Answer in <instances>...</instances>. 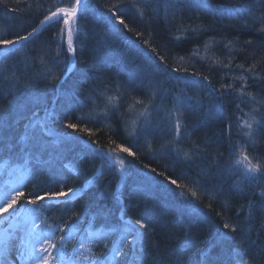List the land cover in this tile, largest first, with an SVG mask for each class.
<instances>
[{
	"label": "trees",
	"instance_id": "obj_1",
	"mask_svg": "<svg viewBox=\"0 0 264 264\" xmlns=\"http://www.w3.org/2000/svg\"><path fill=\"white\" fill-rule=\"evenodd\" d=\"M207 2L216 9L215 14L192 9L177 13L173 19L169 12V24L166 26L163 5L158 9L160 19H154L155 0H87L78 16V25L74 27V67L62 85L57 108L67 106L71 101L77 108L75 115L83 117L84 122L73 117L71 122L78 124L75 134L71 129L62 132L63 123L57 125L55 130L62 135H77L93 147L120 154L125 161L127 175L120 191L127 207L125 218L134 221L144 218L155 228L154 233L143 239L145 251L141 264H174L177 256L185 264H200L199 255L203 259L212 248L217 230L228 233L235 243H225L222 250L214 249L213 257L222 251L223 255L219 258L226 260L229 251L239 247L244 253L245 264H264V233L260 234V226L264 222V197L258 195L264 190V177L249 179L238 171L230 170V145L239 143L243 147L244 140L235 127L230 142L222 135L228 123L227 117L236 112L238 102H232V95L223 99L219 96L224 86L231 84L235 91L246 83V92L255 96L257 101H264V47L261 46L264 45V32L258 31L264 26V4H249L250 11L238 16L235 11L241 8L243 0ZM74 3L75 0H0V39L27 35L57 7ZM109 9L124 19L128 27L116 25L115 17L109 23ZM226 10H232V14L229 15ZM63 27L62 21L59 26L53 23L30 42L24 43V47L20 45L0 57V68L7 69L4 75L11 76L19 69L16 73L19 80L12 77L5 82L8 91L0 95V110H3L0 112V135L13 143L23 135L27 117L33 111L38 115L43 113L41 109L45 101L42 94L49 86L51 77L41 74V60L47 61L61 52L57 43H48L53 31L56 41H64L63 52L59 56L61 61L64 60L67 51L65 32H61ZM193 28H202L206 32L197 36L191 30ZM138 32L141 34L139 37L136 35ZM177 36L187 38L178 42L175 39ZM145 40L149 41L147 45L144 44ZM152 48L157 49L156 53H152L156 61L144 55L145 49L151 52ZM192 48H197V53L189 57ZM161 60L167 65L166 68L156 67ZM26 64L31 67L25 69ZM67 67H70L69 61ZM142 67L147 70L152 84L163 82L164 89L170 90L171 94L164 101L157 95L152 116L153 126L157 130L151 134L144 133L137 139L133 120L149 104L152 93L133 92L126 81L132 75H145ZM173 68L176 72L171 71ZM52 71L58 72L59 68H52ZM85 74L93 78L98 76L99 80L95 84L85 82ZM241 76L244 79L238 78ZM203 77H208V80L204 81ZM29 81H34V84L26 89L24 85ZM13 84L19 87V92L12 90ZM212 89L218 91L213 92ZM180 94L196 98L199 103H192L178 114L184 135L177 137L174 131L167 134L161 129L167 115L164 105L169 100L167 107L172 108L173 99ZM34 97H41V103H35ZM138 99L142 101L139 104L136 103ZM109 101L118 105L115 112L110 113V118L103 115ZM46 103L52 106L51 93L47 94ZM220 104L224 106L223 112L220 111ZM261 106L264 105H239L244 113H251L252 109ZM261 114L264 113H256L257 116ZM122 148H128L134 156L121 152ZM56 151L62 154V163L73 165L76 174L66 173L62 169V175L54 177L47 167L39 168L42 179L51 177L53 190H38L40 186L36 185V181L34 186L37 190L27 185L21 201L30 198V194H51L61 188L67 191L68 187L81 188L98 165L102 172L75 201L50 206L53 212H48L47 216L54 224L63 227L66 223L71 224L74 214L82 217L90 215L97 195L104 189L113 192L118 179L106 161L76 138L62 139ZM186 153L190 160L184 159ZM251 155L264 165V132L258 134L256 150L251 151ZM53 168L58 170L61 164L54 163ZM161 172L172 179L179 178L177 182L183 187L169 185L164 176L158 175ZM64 177H67L66 183L58 182ZM193 180L199 181L203 188L191 183ZM59 184L61 186H57ZM133 191L135 194L129 198V193ZM192 191H197L196 198L191 197ZM213 191L223 194L212 198ZM180 192L186 193L192 201L191 206L181 202ZM100 204L110 207L112 223H119L115 217L120 205L107 196ZM180 215L185 222L192 221L191 239L201 242L197 248L181 251L179 244L185 238L184 229L161 226L162 220L171 222ZM224 223L235 225L237 232L223 229ZM102 226L107 232L106 221L98 216L93 229L101 231ZM170 230L176 234L172 239L168 238ZM60 233L63 232L58 235ZM107 236L117 240L118 234Z\"/></svg>",
	"mask_w": 264,
	"mask_h": 264
},
{
	"label": "snow or ice",
	"instance_id": "obj_2",
	"mask_svg": "<svg viewBox=\"0 0 264 264\" xmlns=\"http://www.w3.org/2000/svg\"><path fill=\"white\" fill-rule=\"evenodd\" d=\"M82 0H75L74 4H70L67 7H57L55 11H52L50 15L44 16L40 20V25L44 26L45 24L55 21L57 26L60 25V22L63 23V28L61 32L67 33V53L64 55V60L59 59L60 54L63 52L64 41L63 39L56 41L55 40V31L52 33V39L48 43H57L61 52L57 53L55 56H52L47 61L41 60L42 71L41 74L48 77L50 76L49 86L44 89L42 94L44 103L42 107L43 116H38L36 111H33L30 116L27 117V123L25 124V130L22 136L19 137L15 143L12 140H9L7 137L0 135V159L7 157L8 159H19L23 163L12 169V172L16 173L21 179H23L30 171H34L37 168L47 167L50 172L55 176L62 175L63 168H70L68 164L62 163V154L56 151L57 146L62 142V137L58 135L56 126L63 123V128L61 131L71 129L72 133L75 134L78 130V124L72 123L71 120L75 117L79 122H84V118L76 116L77 108L73 106L71 101L68 102L67 106H61L60 109L57 108V101L60 99L62 93L61 88L64 81L67 79V76L70 74L71 69L67 67V63L70 57L75 56V47H74V31L73 25H78V13L80 10ZM264 4V0H243L241 8L235 11V14L238 16H243L245 12L250 11L249 4ZM163 5L165 8V17L164 23L167 26L169 21L167 19L168 13L170 12L175 19L177 13H184L187 10H203L209 11L215 14L216 9H213L207 2V0H155V11L153 13L154 19L159 20L158 9ZM117 11H119V6H117ZM229 15L232 14V10H226ZM111 16L107 17L108 22L112 23V17H115L116 25H123L124 28H127L128 25L125 23V20L122 19L116 12L109 9ZM223 15V13H221ZM183 17H181L182 19ZM198 18V17H196ZM245 28L248 27L247 24L244 25ZM196 35H201L206 32L202 28H193L191 29ZM121 31V30H118ZM259 32H264V26H262ZM38 32L37 28H33L27 35H17L13 39H0V47L5 49L12 46L13 49L16 44H20L21 47H24L23 42H30L34 35ZM137 37L141 34L138 32ZM187 37L177 36L175 37L176 41L186 39ZM135 43V42H134ZM149 41L145 40L144 44L147 45ZM246 43H251L247 41ZM264 47V45H261ZM157 49L152 48L151 52L144 50V55L153 61H156V57L152 53H156ZM34 63V61H33ZM64 65V67H60ZM25 69L31 67V65H25ZM157 68L167 67L166 64H163L161 60L156 64ZM239 67H243L240 65ZM52 68H59L58 72H53ZM7 71L6 68H0V95L5 94L8 89L5 88V82L10 81L12 77L17 76V69L12 73L11 76H6L4 73ZM141 71L145 75H132L129 80L126 81L129 87L133 92L142 91L147 95L149 92L152 93L149 98V104L144 106V111L140 112L136 119L133 120V123L136 125V130L134 135L137 139L144 133H154L157 128L153 126L152 116L154 114V109H156L155 99L159 94L161 101L167 99L171 94L170 90H165L163 82L158 84H152L150 78L147 76V70L141 68ZM172 72H176V69H171ZM195 75V74H194ZM239 79H244L243 76L238 77ZM257 79V78H254ZM85 82L92 81L93 84L99 77H90L85 74ZM204 81L208 80V77H203ZM34 84V81H29L24 87L27 89ZM116 87H120L117 85ZM247 84L241 85L240 90H233L232 85L229 84L224 86L223 91L219 92V96L223 99L225 96L232 95L234 96L233 103H237L236 112L227 117L228 123L226 128L222 131L226 141H231L233 128L237 129V132L241 135L244 140V145L241 147L239 143L235 145H230L229 157L232 161L230 165V170L239 171L244 177L249 179H257L258 177H264V165H262L256 157L251 155V151L256 150V138L259 133L264 132V114L259 116L256 115L257 112L264 113V106L259 108L252 109L251 113H244L243 109L239 107L241 103L249 104L256 103L264 105V101H257L255 96L251 93L246 92ZM159 89V93H157ZM12 90L19 92L20 89L16 84L12 85ZM213 92L218 90L212 89ZM52 94V106L49 107L46 103L47 94ZM23 94V93H21ZM247 96V99H245ZM35 103H41V97L33 98ZM141 100H137L136 103H141ZM192 103H199L196 98L188 97L186 94H180L173 99V109H171L166 117L164 128L161 131L171 134L173 131L176 133L177 137H182L184 132L181 127V122L178 114L181 113V110L190 106ZM118 105H113L109 101L105 105V111L103 115L110 118V113H114ZM220 111H224L223 104L219 105ZM3 110H0L2 112ZM248 117V119H245ZM175 118V123L173 119ZM141 121H143L141 123ZM7 123V121H5ZM84 131V129H79ZM75 138V137H72ZM91 144H95V141H89ZM251 146V147H249ZM119 147V146H118ZM97 152L102 151L97 148ZM121 151L127 152L129 156H134V153L131 152L128 148H122ZM184 159H191L186 153ZM256 161V162H254ZM7 163V159H5ZM54 163H60L61 168L54 170ZM124 160H114L112 163L113 169H116L117 166L121 172L124 171ZM147 167V165H145ZM75 171V169H71ZM155 172V169H152ZM102 172H97L96 177H93L84 183V187L87 188L89 184H92L94 180L101 176ZM159 176H164V179L168 182L169 185H175L177 188L183 187L178 184V179H172L168 176H165L163 172L158 173ZM67 177H64L62 180L58 181L60 183H66ZM191 183L196 184L198 188H203V185L196 180L191 181ZM80 188L68 187L67 191H64L61 188L58 192H53L51 194L46 193L45 195H35L32 194L23 203L21 202L22 197H24V192L19 191L18 189L13 192L9 198V192L4 191L0 193V203H3V206L0 207V264H15V261H19L20 264H55V253H49V248L55 250L57 249V244L53 242L54 233L57 231L64 232L68 230L67 240H72L74 238L75 232L78 230V226L86 224V231L89 239L92 237H103L104 241H107V232L117 233L118 240L115 241L114 246H112L109 251L111 253L110 259H117V264H138L142 259L144 254V246L142 244L143 239L148 236L150 233L155 232V228L151 227L149 222L144 218H138L135 221L131 219H126L127 216V207L124 205L123 193L117 191L107 192L106 189L102 190L96 197L93 202V208L90 209V215L82 217L79 214H74V219L71 224L66 223L63 227L59 225H53L47 222V219L40 220L39 215L37 214L35 207L40 202L45 199H65L67 200L70 196L75 195L80 192ZM134 191L129 193V198L134 195ZM222 192L213 191L212 198L216 195H222ZM179 197L181 202L186 206H191L192 201L188 198L185 192H180ZM259 196L264 197V190L258 193ZM110 197L115 204L120 205L119 207V216L115 217L119 223H112L113 213L112 209L107 205H101L100 201ZM191 197H197V191L191 192ZM249 206H252V202H249ZM240 211L239 209L237 210ZM207 215V214H205ZM103 217L106 221L107 232L103 230L105 226H102L101 231H92L94 221L97 217ZM191 224L192 221H184L183 216H178L173 221L162 220L161 226L164 228H182L184 229V240L179 244L181 251L197 248L200 245V241L191 239ZM261 229H264V222L261 223ZM223 229H230L232 233L237 232V227L235 225H230L224 223ZM176 234L169 231L168 238L172 239ZM132 237L130 240L129 237ZM61 240L65 241V237L61 236ZM102 241L98 240L97 243ZM225 243L234 244L235 239L229 237L228 233L223 230H217L213 238L212 248L207 251V254L203 256V259L200 261V264H245L244 253L240 251L239 247L232 248L227 255L226 260H221L219 257L223 255V252L217 254L216 257H213L212 251L214 249H223ZM128 244L132 248V255L129 258L127 253L123 254L122 257V247L123 245ZM137 245H140L137 250ZM63 247V244L60 245ZM105 248H109L107 242L104 243ZM83 240L80 242V247H74L71 256L65 261V264H80L81 261L91 262V264H105L104 260L85 255L83 252ZM59 259L64 260V256L61 254ZM174 264H185V261L177 256Z\"/></svg>",
	"mask_w": 264,
	"mask_h": 264
},
{
	"label": "rangeland",
	"instance_id": "obj_3",
	"mask_svg": "<svg viewBox=\"0 0 264 264\" xmlns=\"http://www.w3.org/2000/svg\"><path fill=\"white\" fill-rule=\"evenodd\" d=\"M73 28H74V25H73ZM73 31H74V29H73ZM170 97H169V99H170ZM168 103H169V100L164 105L165 109L167 110V114L171 109H173V106H172V108L167 107ZM42 116H43V114H42ZM166 117H167V115L165 116V118ZM173 123H175V118L173 119ZM99 154L101 156L103 155V156L107 157L109 162H111V163H113L114 160H119L118 157L121 156V155L115 156L113 154L107 153L106 151H104V152L102 151ZM22 163H23L22 160L15 161V163H13V165H11V167H10L11 169L7 168L6 165L0 166V175L3 174L5 176V178H4L5 180L3 181L2 184H0V193H2L4 191H8L9 192V198L13 194L14 190H17L23 186V184L25 183V181L29 177V174L31 173V172H29L23 179H21L16 173L12 172L13 168L21 165ZM117 168H118V166H117ZM118 170H119V168H118ZM120 173L124 174L121 171H120ZM29 207H35L37 214H41V209L38 210L39 209L38 207H36V206H29ZM39 219L40 220L47 219L48 223H50V224L53 223V221H50L48 218H46V217L43 218L42 215H39ZM59 232L60 231L55 232L54 236H53V242L57 244V249L53 250V249L49 248V253L50 254L55 253V264H65V261L71 256L73 248L74 247H80L81 241L79 242V240L82 237H78L77 243H74V238L72 240H67V235H68L67 229L65 230L64 234L60 233L58 235ZM61 236L65 237L66 242L61 240ZM82 240H83V249L82 250H83L84 254L89 255V256H93L92 255L93 247H92V245H90V241H92V239H89L88 236H85L82 238ZM61 244H63L62 248L60 247ZM61 254L64 256V260L59 259V256ZM102 260H104L105 264H111V262L107 261L106 259H102ZM17 262H18V264L20 263L19 261H17ZM80 264H91V262L90 261L89 262L81 261Z\"/></svg>",
	"mask_w": 264,
	"mask_h": 264
},
{
	"label": "bare ground",
	"instance_id": "obj_4",
	"mask_svg": "<svg viewBox=\"0 0 264 264\" xmlns=\"http://www.w3.org/2000/svg\"><path fill=\"white\" fill-rule=\"evenodd\" d=\"M197 53V48H192L190 51H189V54L188 56L191 57L193 55H195ZM186 67H189V66H186ZM220 74V72H218ZM217 73V74H218ZM221 75V74H220ZM264 233V229H261L260 227V234H263Z\"/></svg>",
	"mask_w": 264,
	"mask_h": 264
}]
</instances>
